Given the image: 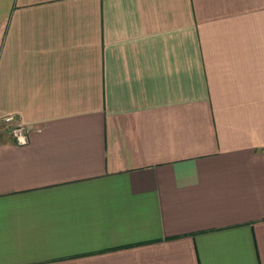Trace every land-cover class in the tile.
Segmentation results:
<instances>
[{"label": "crops", "instance_id": "crops-1", "mask_svg": "<svg viewBox=\"0 0 264 264\" xmlns=\"http://www.w3.org/2000/svg\"><path fill=\"white\" fill-rule=\"evenodd\" d=\"M0 264H264V0H0Z\"/></svg>", "mask_w": 264, "mask_h": 264}, {"label": "built area", "instance_id": "built-area-1", "mask_svg": "<svg viewBox=\"0 0 264 264\" xmlns=\"http://www.w3.org/2000/svg\"><path fill=\"white\" fill-rule=\"evenodd\" d=\"M6 130L18 142L27 140L28 127L22 122L20 116L8 113L0 117V131Z\"/></svg>", "mask_w": 264, "mask_h": 264}]
</instances>
